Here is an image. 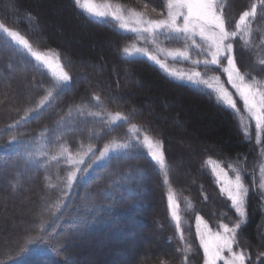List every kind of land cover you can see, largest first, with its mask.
<instances>
[{
	"label": "trees",
	"instance_id": "obj_1",
	"mask_svg": "<svg viewBox=\"0 0 264 264\" xmlns=\"http://www.w3.org/2000/svg\"><path fill=\"white\" fill-rule=\"evenodd\" d=\"M95 1L153 22L165 18L160 13L166 15L168 4ZM216 3L219 14L235 25L244 11L256 7L255 16L237 29L235 58L246 79L264 82V3ZM0 24L72 77L57 95L51 88L56 75L0 29V264H205L199 220L215 231L240 224L235 250L246 254L245 264H264V202L256 191L264 132L258 138L234 90L228 86L237 108L229 109L213 90L174 79L133 54L144 44L140 35L113 20L91 18L75 0H0ZM49 91L52 97L38 108ZM117 112L128 120H114ZM13 136L18 143H10ZM144 136L162 142L164 167L152 158ZM105 146L118 150L86 175ZM65 149L72 160H66ZM213 163L231 177H242L248 190L243 216L221 191ZM103 220L135 223L116 227L107 240L134 238L137 229L139 238L131 243L137 251L123 241L78 254L85 239L62 237L77 231L71 224L103 229ZM151 233L161 244L147 252L141 242Z\"/></svg>",
	"mask_w": 264,
	"mask_h": 264
},
{
	"label": "snow or ice",
	"instance_id": "obj_2",
	"mask_svg": "<svg viewBox=\"0 0 264 264\" xmlns=\"http://www.w3.org/2000/svg\"><path fill=\"white\" fill-rule=\"evenodd\" d=\"M80 0H75V3H79ZM264 3V0H262ZM85 7L88 11L94 15L103 16L104 13L98 12L91 6L89 0H85ZM256 7L253 6L250 10L244 11L243 15L239 19V24H236L231 30L228 27L226 18L219 14L218 5L216 0H168L167 12H161L160 15L164 16V19L157 21H149L142 31L151 33L153 36V42L157 33L163 32L168 37H175L183 39L189 43V47H195L200 50H204L205 45L207 46L206 56L209 59L204 60V65H216L222 68L223 73L227 74L228 81L235 88L236 92L239 93L240 99L243 101L245 106L250 113L251 117L255 119V126L257 129L264 132V89H262L260 82L253 80L252 83H246L245 76L241 74L240 68L237 67L235 55H234V44L235 39L238 36L237 29L241 28V25H245L246 20L249 17L255 16ZM120 17H117L119 19ZM0 29L4 33H7L9 37L15 40L18 44L23 45L37 61H44L47 63L45 58L38 52H33L29 41L16 31H11L9 28L4 27L0 24ZM140 30V29H136ZM197 37L204 44L197 41ZM125 52L129 50L124 49ZM136 52H143L144 55L149 56L148 52L144 49L137 48ZM174 55L183 56L188 58L189 53L187 51H176ZM149 59L160 64L161 67L165 65L161 64L156 56H149ZM195 63L199 65L200 60H196ZM261 63H264L262 61ZM226 65V66H225ZM49 67L51 65L49 64ZM56 80L51 83V88L57 91L62 90L63 86L71 82L72 77L67 71L61 69L58 73H55ZM201 73L199 71L192 73L188 76L193 84H199L202 81L199 79ZM207 83V81H203ZM211 87V85H209ZM220 94V98L224 101L229 109H236L237 104L233 97L228 93L226 89L220 87L216 89ZM52 91L42 99L38 105V108L43 107L45 103L52 97ZM95 99L100 100L99 96ZM114 120H128L127 116L121 115L117 112L113 117ZM131 121L129 120V123ZM132 130L137 135L140 133V128L135 124L132 125ZM147 131V129H145ZM143 140L145 143L152 146L153 141L148 137L144 136ZM10 143H18L15 136L12 137ZM116 147H128V145H120ZM109 151V147L105 146L103 152L99 154V159H104ZM66 160H72V155L65 149ZM152 158L161 167L165 166V151L162 147V142L157 141L156 146L152 151ZM55 159V157H54ZM76 163H83V161H76ZM79 171V169H77ZM75 179V173H72L69 177V184ZM225 186L222 187L221 191L232 202V206L240 213L244 215L245 199L248 194V190L245 187L242 178L237 174L235 182L225 180ZM169 201L172 203V216L177 221L179 226V216L176 213L175 202L169 197ZM223 232L212 233L205 238L204 233L200 234L201 244L204 249L205 264H218L223 261L224 264H245L246 254L243 251L236 252L233 250V244L236 243V229L240 227V224H236L234 228H229L227 224L221 225ZM225 252L230 254V258L226 257Z\"/></svg>",
	"mask_w": 264,
	"mask_h": 264
},
{
	"label": "rangeland",
	"instance_id": "obj_3",
	"mask_svg": "<svg viewBox=\"0 0 264 264\" xmlns=\"http://www.w3.org/2000/svg\"><path fill=\"white\" fill-rule=\"evenodd\" d=\"M89 3L91 4V6L93 8H95L96 11L102 12V13H104V15L98 16V15H94L93 13L89 12L87 7H85V0H80V2L77 5H78L79 9H81L88 16H90L91 18H93L95 20H98V21L107 20V19L113 20L118 24L119 28H121L123 31L129 32V33H134V34H136L138 36L140 35V37H142V40L144 41L143 46L133 48V54L140 55L141 57L148 58V59H149V56H156L157 59L160 61V63L165 65V67H161L160 64H157L155 61H153L151 59H149V60L151 62H153L155 65H157L158 67H160L169 76H171L174 79L181 81V82L193 84L190 80H188V76H190L194 72L199 71L201 73V77L199 79L202 82L199 84H193V85L203 86V87H206L210 90H213L217 94V96L220 100H221L220 94L216 91V89H218L220 87H223L224 89H226L228 91V93L233 97V93H231V91L228 89V86H229L239 96V93L236 92L235 88H233L232 84L228 81L227 74L223 73L222 68L217 67L216 65H208V66L204 65V60L210 58L209 56L205 55V52L207 51L206 45H205L204 50L197 49L194 46L189 47V43L185 42L183 39L175 38V37H168L163 32L157 33V35L155 37V42H153L152 34L142 31V29L144 28V26L147 25L149 20L144 18L139 13H136L134 11L127 10V9H124L121 7H117L113 4L106 3V2H98L95 0H89ZM117 17H120V18L117 19ZM234 26H235V24L228 22V27L230 30ZM136 29H140V30H136ZM13 41L15 43H17L15 40H13ZM197 41L201 44H204V42L200 41L198 37H197ZM18 45H20L22 48L26 49L23 45H21V44H18ZM137 48L146 50L148 52L149 56L144 55L143 52H136L135 49H137ZM178 50L179 51H187L189 53L188 58H185L183 56L174 55V53ZM234 55H235V44H234ZM43 57L45 58L47 63H45L44 61H38V62L40 64H42L43 66H45L54 75H55V73H58L61 70V67L58 65V63L53 58L47 57V56H43ZM196 60H200L201 63L199 65H197L195 63ZM235 60H236V58H235ZM49 64L51 65V67H49ZM251 69L252 68H250L247 72L248 73L251 72ZM223 75H224V80L226 82H224L222 80ZM81 77L83 78L84 74H81ZM253 80H255V79L248 80L245 78L246 83H252ZM203 81H207V83H204ZM209 85H211V87H209ZM260 85L263 88V85H264L263 80H261ZM233 99L235 100L234 97H233ZM222 102L225 103L224 101H222ZM242 103H243V101H242ZM245 110L255 124V119L253 117H251V115L248 112L246 107H245ZM255 128H256V126H255ZM256 133H257L258 138H260L261 133H263V132L256 128ZM113 146L115 148H119V147H116L117 145H113ZM113 146H111V147H113ZM147 146L150 148L151 153H152L156 144L153 143L152 146H149V144H147ZM180 146H181V148L189 150V147L187 145L180 144ZM117 150L118 149H109L108 153L106 154V157L104 159L98 158L95 161L94 165L91 167V169H89L87 171L86 175H88V173L92 170L93 167L102 165L105 162V160L109 157L110 153H112V152L115 153V152H117ZM83 163H84V161H83ZM83 163H79V164H83ZM78 167L79 166L76 165V169H78ZM213 169L217 175V178L219 179V182L221 183V188L225 186V184H224L225 180L235 182V178L237 175H235L234 177L229 176L222 168H220L215 163H213ZM260 176H261L260 182L256 183V191L258 192V195L262 198V201L264 202V159L262 162V166L260 167ZM242 181H243V179H242ZM22 191H25V190H22ZM132 223L129 221L122 223L121 220L118 222H115V220H112V221H109V220L104 221L103 220L100 223V224H104L105 227L103 226L104 227L103 229L101 227H99V225H97V228L92 229L91 228L92 225H91V227L84 228L80 224L79 225L78 224H71L70 227H75V228L77 227V231H75V232L72 231L71 234L69 232H65L62 237L65 240L69 241V239L71 238L70 235H72L71 239H73L74 242H76V240L79 238L85 239L84 242L82 240V245H84L83 249H81V248L76 249L75 248L77 250V251L76 250L75 251L78 254H81L80 251L81 250L83 251L84 249L89 251L90 254L92 253V249H93V254H95L94 252L96 250L102 249L103 247L108 248L109 245H116L117 246L119 243H121L123 241L124 242L126 241L130 245L128 248L129 250H135L134 252H136L137 251V245L133 246L131 244L134 242V240L136 238H139L138 237L139 231L137 232V229H135V228L134 229L136 230V234H135L134 238H132V235H129V236H120L119 238L118 237L114 238L113 240H111L112 242H108V240H107V237L110 234V231H113L116 227H120L122 229L125 226H128V227L132 226V228H133L134 226H136V224L135 223L132 224ZM105 224H107V225H105ZM108 225L111 226L112 228H108ZM197 225H198L199 237H200L201 233H204L206 239L212 233H216V232L222 233L223 232L222 227L219 228L218 231H215L214 229L209 228L202 220H199L197 222ZM119 231L121 232L123 230H119ZM160 240L161 239L159 238V236H155L154 234L151 233L149 235V240L142 241L141 245L148 252L150 250H153L155 248V245H160L161 244ZM234 246H235V243L233 244V250L236 251ZM108 250H111V246H110V249H108ZM159 251L163 253L164 248H162V249L160 248ZM236 252H239V251H236ZM113 254H114V252H111V255H113ZM149 254H150V252H149ZM224 255L226 257L230 258L229 253L225 252ZM141 258H142L141 260L143 262V257H141ZM130 260H131V258H130ZM121 263L122 264H133V261L121 262ZM218 263H220V262H218Z\"/></svg>",
	"mask_w": 264,
	"mask_h": 264
}]
</instances>
